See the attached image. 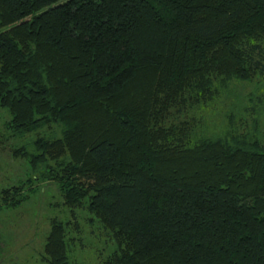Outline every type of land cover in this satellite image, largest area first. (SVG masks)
Listing matches in <instances>:
<instances>
[{
	"label": "trees",
	"instance_id": "16d2710c",
	"mask_svg": "<svg viewBox=\"0 0 264 264\" xmlns=\"http://www.w3.org/2000/svg\"><path fill=\"white\" fill-rule=\"evenodd\" d=\"M239 83L264 88V0H0V145L31 172L0 210L57 187L39 264H71L78 212L100 264H264V132L189 116Z\"/></svg>",
	"mask_w": 264,
	"mask_h": 264
},
{
	"label": "rangeland",
	"instance_id": "374dc122",
	"mask_svg": "<svg viewBox=\"0 0 264 264\" xmlns=\"http://www.w3.org/2000/svg\"><path fill=\"white\" fill-rule=\"evenodd\" d=\"M7 116V111L0 108V132H6ZM189 116L197 121L196 137L234 134L260 137L264 132V88L239 83L233 91L216 94L210 102L191 109ZM27 140L28 136L22 140L23 144ZM30 176L27 160L13 157L4 143L0 145V190ZM33 186L34 191L25 187L23 193L29 196L17 207L0 210V264H39L49 220L52 217L65 220L70 215L68 209L57 205L60 199L54 184L36 182ZM77 215L80 233H73L70 262L100 264L109 250L107 234L99 224L90 222L86 213Z\"/></svg>",
	"mask_w": 264,
	"mask_h": 264
}]
</instances>
